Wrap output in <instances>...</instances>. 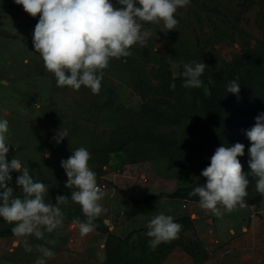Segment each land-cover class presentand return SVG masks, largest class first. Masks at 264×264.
Returning <instances> with one entry per match:
<instances>
[{
    "label": "rangeland",
    "instance_id": "rangeland-1",
    "mask_svg": "<svg viewBox=\"0 0 264 264\" xmlns=\"http://www.w3.org/2000/svg\"><path fill=\"white\" fill-rule=\"evenodd\" d=\"M110 2L118 6L116 0ZM175 18L178 26L167 33L161 31L162 23L144 24L152 32L146 45H134L129 57L111 59L103 70L99 93L93 94L85 86L79 90L57 86L54 75L45 69L33 48V31L39 17H31L14 0H0V119L9 122L6 136L11 146L7 160L19 159L35 181L49 187L46 203L54 204L58 195L69 196L68 205H61L65 213L62 228L45 232L44 239L27 237L32 252L36 245L59 252L67 229L76 226L77 218L86 219L80 206L70 199L74 189L65 187L67 176L61 167V161L79 147L90 152L89 166L96 173L97 184L118 186L121 196L141 206L144 216L140 228H118L120 222L125 223V206L120 207L121 203L111 198L116 212L97 218L96 228L89 234L99 236L90 239L96 241L90 263H161L180 248L191 254L196 264H205L211 252L220 247L211 237L203 236L204 228L197 222L215 214L202 209L199 197L190 193L195 186L206 183L201 172L222 144H244L245 154L238 159L243 170L250 171L246 132L264 113V80L250 76L247 82L244 77L249 75L232 71L239 56L249 50H264V0H190L177 10ZM194 61L209 66L200 77L202 86L182 85L181 98L163 94L151 97V106L164 112L145 121L142 111L146 100L141 85L157 87L163 70L173 78H184V64ZM231 72L240 84L239 96L228 93L222 85ZM153 93L154 88L149 95ZM60 128L68 131V137L57 144L53 137ZM147 130L152 133L149 139L132 136ZM18 175L12 172L10 183L17 196L21 195L15 183ZM249 180L245 207L256 209L264 196L256 191V179L249 175ZM171 200L185 210V215L174 219L182 229L177 239L152 250L147 223L161 213V206L170 208ZM220 210L235 217L231 220L248 212L239 206L231 212L223 207ZM105 219H110L111 226L105 224ZM12 227L0 218V263L15 259L27 262L32 254L24 250V238L11 233ZM234 232L232 229L231 234ZM48 240L57 243L47 244Z\"/></svg>",
    "mask_w": 264,
    "mask_h": 264
},
{
    "label": "clouds",
    "instance_id": "clouds-1",
    "mask_svg": "<svg viewBox=\"0 0 264 264\" xmlns=\"http://www.w3.org/2000/svg\"><path fill=\"white\" fill-rule=\"evenodd\" d=\"M31 17H39L33 31L32 44L39 53L45 69L54 75L58 87H70L79 90L85 86L93 94L101 89L103 70L111 59H120L132 55L130 49L139 44L145 46L152 32L144 24H163V32L176 29L179 21L175 13L186 7L190 0H116L115 6L110 0H14ZM206 67L204 62L184 64L183 76L185 88H200V79ZM172 89L175 83L171 84ZM240 84L232 80L228 93L239 96ZM9 122L0 119V218L13 225L11 233L23 239L26 252H31L27 237L44 239V233H53L64 226L65 213L61 205L67 206L68 195H58L56 202L46 203L45 195L49 187L34 180L29 168L17 158L9 162L7 154L10 146L6 134ZM250 141L248 153L250 159L247 173L243 170L238 157L245 154V145L235 143L232 146L222 144L210 158V164L202 170L201 176L206 183L193 188L190 195L199 197V206L220 216L221 207L231 212L237 206L245 207V198L249 175L256 179V191L264 196V113L255 118V124L246 132ZM68 137V131L60 130L53 137L57 144ZM46 155H50L46 152ZM90 152L79 147L61 161L67 182L65 187L74 189L70 199L78 204L86 218H78L80 235L87 236L96 228L94 221L107 209L100 203L106 195L98 186L96 173L90 168ZM12 172H19L15 183L21 195L10 186ZM146 235L151 238L149 247L155 250L160 244L178 238L182 225L175 222L171 215L159 213L147 223ZM47 244L55 245L56 240ZM41 258L35 264H47L55 257V252L44 245H36Z\"/></svg>",
    "mask_w": 264,
    "mask_h": 264
},
{
    "label": "crops",
    "instance_id": "crops-1",
    "mask_svg": "<svg viewBox=\"0 0 264 264\" xmlns=\"http://www.w3.org/2000/svg\"><path fill=\"white\" fill-rule=\"evenodd\" d=\"M117 187V188H116ZM106 195L101 200V204L107 209L102 213L103 216L113 215L116 204L115 198L120 202V207L125 206L124 216L125 223L118 224V228L135 229L140 228V220L144 219L140 212L141 206H136L128 198L121 196L118 186H107L103 189ZM110 197V198H109ZM113 198V199H111ZM111 199V200H110ZM170 208L161 206L160 210L165 215H171L174 219H178L185 215V210L182 209L179 202L171 200ZM147 205V204H146ZM184 209L188 208V204H183ZM247 208L246 215L239 219L232 215H228L221 210L220 216H213L209 219H200V227L204 228L205 238L211 237L212 240L218 242L220 247L211 252L210 259L205 264H264V197L260 206L255 208ZM139 211V212H138ZM158 213V212H157ZM230 216V217H228ZM232 229L235 230L231 234ZM98 234L81 236L78 226L67 229L66 238L62 240V250L55 252V257L47 260V264H94L90 260L94 258V249L96 244L95 239ZM211 240V241H212ZM30 252V260L23 262L20 260H4L0 264H35L38 258H41V253L36 249ZM159 264H196L191 254L183 249H174L166 259Z\"/></svg>",
    "mask_w": 264,
    "mask_h": 264
},
{
    "label": "trees",
    "instance_id": "trees-1",
    "mask_svg": "<svg viewBox=\"0 0 264 264\" xmlns=\"http://www.w3.org/2000/svg\"><path fill=\"white\" fill-rule=\"evenodd\" d=\"M249 1V0H248ZM249 50L248 52H246L244 55H241V57L239 56L233 63V71L235 72L236 70H239L240 73H244L245 76L249 77H244V79L248 82L251 80L250 76L253 77H257L259 79L264 80V50ZM241 60V62H239ZM227 73L229 74V78L227 81H225L222 85H224V90L228 88L229 83L234 80L233 77V73ZM162 80L160 81V83L157 85V87L153 86L154 90L156 91V93H153V95H149V93H151V90L153 89L151 86H147L148 84H143L141 85V88L144 90H141V94L143 96V98L146 100V103L144 105H146L145 109L142 111V116L144 118L145 121L150 120V119H154L156 116H161L159 115L160 113H163L164 111L162 110H156L155 107L151 106V97L153 96H160L159 94H163V97H179L181 98L182 94L180 92L181 89H179L180 87H182L184 81H185V77H172V75H170L171 73L168 70H163L162 72ZM175 83V88L172 89L170 87L171 84ZM245 87H247V85H244ZM178 90V92L176 91ZM177 92V96H175L174 93ZM187 103V102H185ZM159 112V114H158ZM175 115L172 112H169V115ZM143 131V130H142ZM140 132V134L142 135H137V134H133L132 136L134 138L140 137V139H142V141L144 139H149L152 136V133L147 130L145 132ZM186 218V217H185ZM166 252L163 255V258H165L166 256ZM193 254V253H192ZM157 263H153V264H158Z\"/></svg>",
    "mask_w": 264,
    "mask_h": 264
},
{
    "label": "water",
    "instance_id": "water-1",
    "mask_svg": "<svg viewBox=\"0 0 264 264\" xmlns=\"http://www.w3.org/2000/svg\"><path fill=\"white\" fill-rule=\"evenodd\" d=\"M104 222H105L106 225L111 226V221H110V219H105Z\"/></svg>",
    "mask_w": 264,
    "mask_h": 264
},
{
    "label": "built area",
    "instance_id": "built-area-1",
    "mask_svg": "<svg viewBox=\"0 0 264 264\" xmlns=\"http://www.w3.org/2000/svg\"><path fill=\"white\" fill-rule=\"evenodd\" d=\"M102 189H105L107 186L105 184H98Z\"/></svg>",
    "mask_w": 264,
    "mask_h": 264
}]
</instances>
